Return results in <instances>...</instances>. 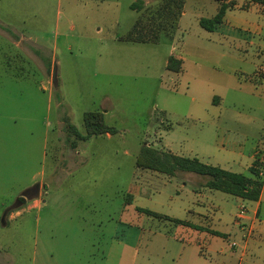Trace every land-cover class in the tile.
<instances>
[{
	"label": "rangeland",
	"instance_id": "1",
	"mask_svg": "<svg viewBox=\"0 0 264 264\" xmlns=\"http://www.w3.org/2000/svg\"><path fill=\"white\" fill-rule=\"evenodd\" d=\"M134 1L0 0V264H172L178 242L194 239L197 225L207 229L204 246L228 250L235 240L226 231L239 205H255L201 188L202 175L180 169L167 175L136 165L145 143L246 173L248 158L239 164L230 150L243 144L249 154L264 137V81L249 83L236 71L238 81L230 69L248 70L263 59L245 43L221 44L190 11L156 42L120 40L162 0H140L141 9L131 8ZM199 9L204 17L212 11ZM21 34L20 46L8 39ZM169 55L183 58L181 72L166 68ZM222 86L227 96L211 105L207 94ZM87 111L103 112L117 133L77 138L69 126L84 134ZM79 145L97 151L85 152L88 161L73 169L71 149ZM263 156L257 151L254 159L264 163ZM42 183L50 186L48 194L41 188V209L22 211L4 225L9 207H24L22 191ZM197 209L209 217L195 215ZM52 219L66 221L67 229L52 232ZM119 221L118 237L127 243L121 252L114 248ZM74 242L78 257L69 258L64 249ZM110 242L111 256L104 258Z\"/></svg>",
	"mask_w": 264,
	"mask_h": 264
},
{
	"label": "crops",
	"instance_id": "2",
	"mask_svg": "<svg viewBox=\"0 0 264 264\" xmlns=\"http://www.w3.org/2000/svg\"><path fill=\"white\" fill-rule=\"evenodd\" d=\"M229 2L232 0H186L183 6L182 13L179 17L180 21L182 17H184L186 14L192 13L197 17L198 20L202 16V13L197 12L198 9L203 10H209L211 8V13L207 16H213L219 7L220 2ZM235 3L231 6H229L225 14L223 16L222 22L218 23L215 28L210 31L213 32L217 38L220 40L221 44L226 46H241L242 43H245L246 45L250 46L252 50L253 55H258L261 57V60L263 59V62L261 64L253 63L254 67L252 68L250 64V69L241 70L238 68H232L229 70V72L233 73L234 77L237 78L238 81H240V78L234 74V72L239 71L241 72L242 76H246L243 80L247 81L249 83L254 84H263L264 81V5L261 3H257L251 0H233ZM187 8V9H186ZM199 9V10H200ZM210 11V10H209ZM2 30V29H1ZM5 31V30H2ZM208 31V30H207ZM10 35L7 31L3 32ZM12 43H14L16 46H20L22 40L25 39V36L21 34L20 38H8ZM254 49V50H253ZM224 55V54H223ZM229 58H233L231 55H229ZM177 58H181L183 61V58L180 56H175ZM184 64V61L182 65ZM183 67V66H182ZM199 82H204L201 77H199ZM210 84H208L209 86ZM239 85H241V82H239ZM213 86V85H212ZM240 89V88H237ZM231 90H234L233 88ZM236 91H234V94L236 95ZM227 96V93H224V88L222 86L221 92H216L213 89L207 94L208 101L211 105H218L221 100H224ZM198 95L197 93H191V101L197 102ZM111 135V134H110ZM109 133L106 135H103L105 138L110 137ZM90 138L83 141L90 140ZM109 139V138H106ZM245 145H238L235 150H230V157L231 155L235 157L233 161H237L239 164H242V157H247L249 162L243 163L242 166H245L246 173L248 170V167L252 164V161L254 160L255 152L261 151L262 154L264 153V137L261 139H258L254 147L251 148L249 154H246L247 152L244 151ZM58 150V149H57ZM89 150H96L95 145H86V146H76L75 148L71 149L72 152V167L73 169L82 166L86 161L85 152H88ZM172 152L171 150H168ZM174 153V152H173ZM177 154V153H175ZM197 154V153H196ZM179 155V154H178ZM197 157V156H196ZM200 160H202L199 157ZM203 161V160H202ZM229 164H231L229 160ZM215 165H221V163H216ZM224 168V167H223ZM227 169V168H226ZM231 170V169H229ZM233 171V170H231ZM245 173V172H243ZM88 175L83 174L82 179ZM203 180H200L199 186L202 188H207L204 186ZM50 185L48 183H42L41 186H39L37 195H33L31 198H27L24 207H9L5 211V216L7 214V217L4 216L3 218V224H8L10 219H13L15 216L20 215L22 211H32L33 209H36L39 211L41 209V188L44 189V193L48 194V188ZM200 195V191L196 193V195ZM55 195H58V193H55ZM177 196V195H176ZM173 198H177L173 196ZM241 199L240 197H238ZM198 202V199H197ZM200 202V200H199ZM264 202V177H263V187L260 194V197L257 201H254L255 205L247 208V213L245 214V217L240 219L239 221L235 220L233 225L226 231L227 234H230L234 236V240L237 242V246L232 247L228 246V250L220 249L219 251H213V249L210 248V242H208L207 246H204L202 244V237L203 240H206L207 237V229H204L202 225H197L199 227L195 228L196 237L192 240L187 241H179L178 245L176 246V252L171 256V263L172 264H264V218H261L260 216V210L262 203ZM203 204V203H201ZM81 211V210H80ZM79 211V215H82L83 213ZM124 212V211H123ZM195 215H198L200 217H209L205 215V212L202 209H197L192 211ZM56 212L54 213V215ZM69 211H67V215H71ZM72 216V215H71ZM214 220V218H211ZM218 220L219 217L217 218ZM235 219V215H234ZM63 221L62 219L60 222ZM66 221L63 223H58V220L52 219V222L49 223V228L51 231L54 229L56 230L59 228V230H66L67 225ZM121 221L117 222L116 224V231L114 234V248L116 251L121 252L122 248L124 246H127V243L118 237V227L120 226ZM47 226V225H46ZM247 228H252L251 232L247 234ZM213 231L219 232L217 229H212ZM52 231V232H53ZM221 232V231H220ZM179 239H175L177 241ZM88 245H91L95 247L93 243L88 242ZM112 242H110L108 249H104L103 253H101L104 258H108L111 256V252L113 249ZM86 244L79 243L78 246H83L85 248ZM68 250L64 249V252H68L71 257H78V255L72 254V251H74L75 248V242L73 244L66 245ZM131 247L135 248L136 245L131 244ZM206 250V251H205ZM86 252V251H85ZM205 252L209 254V257L205 256ZM212 252V253H211ZM203 254V255H202ZM84 255V254H82ZM94 255L93 252L90 251V256ZM80 257H86V256H79ZM82 260V259H80Z\"/></svg>",
	"mask_w": 264,
	"mask_h": 264
},
{
	"label": "trees",
	"instance_id": "3",
	"mask_svg": "<svg viewBox=\"0 0 264 264\" xmlns=\"http://www.w3.org/2000/svg\"><path fill=\"white\" fill-rule=\"evenodd\" d=\"M186 0H162L155 13L150 18L139 17L131 30L120 40L126 42H156L159 33L175 31L178 27V20L182 13ZM264 5V0H251ZM235 2L221 1L217 12L210 17H201L199 24L208 31H212L215 26L222 22L226 9ZM133 9H141V1L137 0L131 4ZM143 20V24L141 23ZM169 34V33H168ZM182 59L174 55L167 58L166 68L174 72L182 71ZM241 74V73H240ZM242 76V75H241ZM246 77L245 75L243 76ZM85 133H80L74 126H69L71 131L79 139H88L92 136L106 133L115 134L117 128L108 125L104 120L101 111H87L83 115ZM135 163L141 168H148L159 171L167 175H173L177 170L193 172L204 176V186L209 189L220 190L230 195L240 197L243 200L257 201L260 197L263 178L261 171L264 170V163L255 158L248 167L247 173L231 171L219 165L206 163L196 156L178 155L168 150H160L148 144H143L136 156ZM126 201L130 203L132 196L127 195ZM140 212L159 218L168 219L169 216L152 211L150 209L138 207ZM177 223H188L182 219L172 218Z\"/></svg>",
	"mask_w": 264,
	"mask_h": 264
},
{
	"label": "built area",
	"instance_id": "4",
	"mask_svg": "<svg viewBox=\"0 0 264 264\" xmlns=\"http://www.w3.org/2000/svg\"><path fill=\"white\" fill-rule=\"evenodd\" d=\"M263 159H264V156H263ZM246 212H247L246 206L243 204H240L238 207V210L235 214V219L237 221H239L240 219L244 218ZM251 230H252V228H247V234H249L251 232ZM230 246L235 247V246H237V243L235 241H233L230 243Z\"/></svg>",
	"mask_w": 264,
	"mask_h": 264
},
{
	"label": "water",
	"instance_id": "5",
	"mask_svg": "<svg viewBox=\"0 0 264 264\" xmlns=\"http://www.w3.org/2000/svg\"><path fill=\"white\" fill-rule=\"evenodd\" d=\"M37 193H38L37 187L31 186V187L25 189L24 191H22L20 197L31 198L33 195H37Z\"/></svg>",
	"mask_w": 264,
	"mask_h": 264
}]
</instances>
